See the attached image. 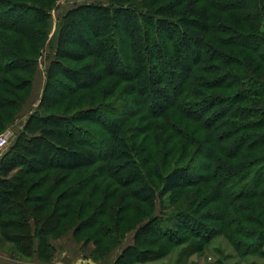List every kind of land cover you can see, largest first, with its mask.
Returning <instances> with one entry per match:
<instances>
[{
    "label": "trees",
    "instance_id": "obj_1",
    "mask_svg": "<svg viewBox=\"0 0 264 264\" xmlns=\"http://www.w3.org/2000/svg\"><path fill=\"white\" fill-rule=\"evenodd\" d=\"M57 2L0 0V130L29 92L15 88L31 89ZM57 22L39 104L0 159V218L14 216L7 224L19 231L3 237L44 260V244L52 250L68 220V230L91 228L120 188L154 197L149 164L161 196L204 191L211 207L202 216L214 222L196 229L199 220L185 219L168 231L159 223L161 238L176 244L179 228L202 241L223 234L240 255H264V0L89 1ZM106 180L111 192L96 205ZM136 247L110 264H130Z\"/></svg>",
    "mask_w": 264,
    "mask_h": 264
},
{
    "label": "rangeland",
    "instance_id": "obj_2",
    "mask_svg": "<svg viewBox=\"0 0 264 264\" xmlns=\"http://www.w3.org/2000/svg\"><path fill=\"white\" fill-rule=\"evenodd\" d=\"M89 1L107 2V0H58L56 8L51 12L47 40L45 41L43 55L39 61L37 70L32 77L31 89L29 86L23 88L22 91L15 88V93L25 94L27 91L29 92L26 93L27 96L23 100L20 110L15 115L16 119L3 130H0V133L7 128H12L15 131V136L4 153L9 151L17 135L22 130L27 117L39 104L46 79L45 71L56 47L58 18H61L73 6ZM16 74L18 73L16 72ZM12 75L14 76L11 78H15L13 83L19 81V77L15 74ZM51 90H49L48 95L49 97H54ZM129 123L133 122L130 121ZM151 142L152 140L150 139L149 143ZM171 160L173 159L171 158L162 167L164 171L172 167L173 162ZM198 160L191 166L194 172L198 171L199 166L203 163H198ZM144 171L146 179L156 189L154 197L146 201L136 200L128 196L125 190L128 186L120 188L116 198L111 200L110 204L107 205L106 217H102L97 222L90 220L86 223V226H91V228L85 229L80 222V225H77L75 229L68 230V227L72 226V223L68 220L69 223L61 228L60 235L50 240L54 248L52 250L48 249L46 244H44L45 246L42 248L44 260H40L37 254L31 257L24 256L16 250L13 242L3 237V232L7 233L11 231L13 235H16L19 231L10 229L12 225L7 224V219L14 218V216H2L0 218V252L7 253L11 258L10 260L14 262L23 259V261H31L33 259V264H110L117 259L128 245L136 241L137 247L135 253L132 254L133 256L126 254V258L124 259L125 261L132 259L130 264H264V255H240V252L235 251L232 243L223 234L207 237L204 239L205 241H202L195 237L186 238L187 231L185 228H179L180 231L177 233L183 236L184 239L178 240L176 244L171 245L166 239L161 238L162 229L166 231L170 230V228L175 229L179 224L184 225L185 219L187 221L188 219L199 220L195 224L196 229H201L200 227L205 224H209L207 227L210 229L211 224L214 222L209 220L205 222L202 215L210 211L211 206L205 207V204L202 205L201 199L204 191L195 186L183 187L161 196L159 194L160 183L152 176L149 164L144 167ZM99 179L89 186L85 195L91 192L94 194V190H96L94 187L97 184H101L102 179L104 180L103 177ZM108 182L106 180L103 185L104 187L98 190L96 194L98 196L94 198L96 205H98L101 195L111 192V189L106 187ZM63 188V186L59 187L56 193L63 190ZM245 201L248 202V200ZM110 205L117 208L111 210ZM47 207L51 208V205ZM87 214H92L91 210ZM55 218V216L49 217V226L57 224L55 222L57 219ZM160 220L163 221L162 224ZM159 223L162 229L159 227ZM180 225L178 227H181ZM117 226L121 232V235L118 237L121 238V242L113 248L116 239L113 229H116ZM206 234H210L209 230H207ZM262 249L264 251V247Z\"/></svg>",
    "mask_w": 264,
    "mask_h": 264
},
{
    "label": "built area",
    "instance_id": "obj_3",
    "mask_svg": "<svg viewBox=\"0 0 264 264\" xmlns=\"http://www.w3.org/2000/svg\"><path fill=\"white\" fill-rule=\"evenodd\" d=\"M14 136L15 131L12 128H7L0 133V159L4 155L6 148L10 145Z\"/></svg>",
    "mask_w": 264,
    "mask_h": 264
},
{
    "label": "crops",
    "instance_id": "obj_4",
    "mask_svg": "<svg viewBox=\"0 0 264 264\" xmlns=\"http://www.w3.org/2000/svg\"><path fill=\"white\" fill-rule=\"evenodd\" d=\"M11 258L9 257V255L5 252H0V264H33L34 263V260L32 259L31 261H23V260H20V261H11L10 260Z\"/></svg>",
    "mask_w": 264,
    "mask_h": 264
}]
</instances>
